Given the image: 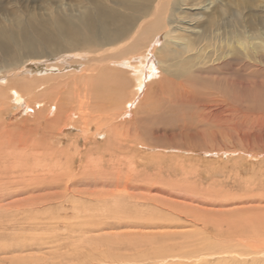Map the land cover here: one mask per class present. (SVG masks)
<instances>
[{"label":"rangeland","instance_id":"obj_1","mask_svg":"<svg viewBox=\"0 0 264 264\" xmlns=\"http://www.w3.org/2000/svg\"><path fill=\"white\" fill-rule=\"evenodd\" d=\"M43 1L0 0V27H13L25 18L26 9L34 12L44 7ZM48 1L75 8L87 4V0ZM211 1L216 7L213 15L223 16L229 28L234 20L240 28L250 24L253 30L264 19V0H205ZM241 36L245 38L242 32ZM254 70L264 74L261 65ZM258 72L254 80L262 85L264 75ZM218 73L226 81L236 78L226 67ZM119 75L120 85L125 86V76ZM115 84L111 82V87L116 88ZM171 85L173 92H182L176 82ZM193 86L196 91L202 88ZM167 90L159 93L143 133L142 141L156 146L134 148L142 162L132 168L130 153L123 159L120 156V163L106 156L93 170L99 173L79 174L73 182L63 175L67 189L52 175L62 176L67 168L80 172L81 162L68 167L70 158L84 150L82 136L94 135V126L87 132L81 124L56 131L47 122L44 125L43 119V128L38 122L21 123L25 114L13 108L11 101L0 100V155L5 154L0 158V264H264V109L252 108L248 118L235 117L233 121L242 120L249 134L231 137L214 124L201 122L195 106H175L162 98ZM205 98L200 110L219 105ZM142 114L134 111L122 123H136ZM253 119L256 123L250 125ZM187 132L200 136L186 139ZM104 134L87 147L97 145L99 151L112 147ZM42 137L51 141L50 147L43 143L34 150L33 142ZM18 143L26 146L22 153ZM204 148L218 153L203 152ZM32 149L39 163L36 167ZM51 155L54 159L50 160ZM11 161L28 167L18 169ZM44 166H51V171Z\"/></svg>","mask_w":264,"mask_h":264},{"label":"bare ground","instance_id":"obj_2","mask_svg":"<svg viewBox=\"0 0 264 264\" xmlns=\"http://www.w3.org/2000/svg\"><path fill=\"white\" fill-rule=\"evenodd\" d=\"M86 3L75 8L63 2L53 5L45 0L44 7L39 6L34 12L26 9L25 18L13 27H0V100L11 101L13 108L25 114L21 123L31 121L37 125L43 119L44 125L47 122L56 131L81 124L87 132L94 126V135L82 136L83 152L79 150L70 158L71 166L68 167L74 168L72 165L76 161L81 162L80 172L67 168L62 176L52 175L66 189L69 184L62 180L63 175L70 182L79 174L91 176L95 166H100L106 156H112L120 163L126 157L124 154L130 153L128 162L132 168L142 162V156L134 148L156 146L143 142V133L148 130L145 123L151 121L159 93L165 89L168 90L162 98L175 106H195L201 122L214 124L218 131L231 137L249 134L244 131L242 120H233L235 117L248 118L252 108L264 109V93L261 94L264 81L261 85L254 80L255 72H258L254 70L256 66L264 67V19L261 25L260 22L255 24L253 30L250 24L240 28L241 25L233 20L230 30L223 16L215 18L213 15L216 7L211 6L212 1L87 0ZM247 60L248 63H244ZM43 64L44 67L40 66ZM39 66L40 70H37ZM225 67L232 69L236 78L231 81L218 78V72ZM208 73L217 75L210 78ZM119 74L125 76L127 86L120 85L123 80ZM176 79L179 82L174 81ZM113 81L116 88L111 87ZM174 82L182 88L181 93L169 88ZM195 84L202 88L196 91ZM203 98L219 105L200 110ZM137 110L143 117L125 126L123 117H130ZM49 113H52L50 118L46 117ZM71 114L76 117H70ZM29 116L32 120H27ZM256 120L253 119L250 125ZM43 123L39 124L42 128ZM183 129L188 131V127ZM102 134L112 147H105L106 151L97 150V145L87 147L95 144L96 136ZM194 134L187 132L184 137L193 140L200 136ZM215 139L213 130L212 140ZM43 143L49 148L51 141L42 137L33 142L32 148L38 150ZM18 145L16 147L22 153L26 146ZM122 146L126 150L120 151ZM33 149L31 161H35L33 167H36L39 163ZM213 150L202 149L206 153H218ZM94 153L97 155L93 157ZM220 153L232 152L220 150ZM3 157L5 154L0 155ZM51 159L54 156L51 155ZM11 163L18 169L28 167L25 163ZM10 168L15 170L13 166ZM45 168L47 172L51 171V166ZM99 175L102 179L105 175L110 177L107 176L110 173Z\"/></svg>","mask_w":264,"mask_h":264}]
</instances>
